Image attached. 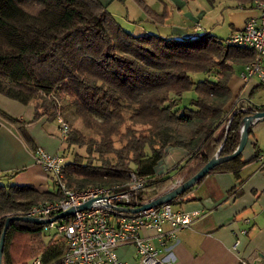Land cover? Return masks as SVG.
Here are the masks:
<instances>
[{"label":"trees","instance_id":"16d2710c","mask_svg":"<svg viewBox=\"0 0 264 264\" xmlns=\"http://www.w3.org/2000/svg\"><path fill=\"white\" fill-rule=\"evenodd\" d=\"M134 1L156 21L166 16L155 13L145 0ZM223 39L209 32L186 37L133 34L99 0H0V92L24 104L32 102L34 118H57L66 100L82 124L95 132L97 137H88L69 128L66 146L85 144L87 153H98L101 164L74 154L63 167L68 186L124 182L130 171L145 175L147 185L154 183L161 180L154 166L167 145L187 150L172 174L179 184L210 158L205 146L216 134L221 135L218 155L230 154L239 142L243 115L264 109L249 102L226 107L235 64L250 61L255 51ZM194 73L203 76L195 79ZM190 90L195 95L184 97ZM0 116L32 143L23 121L2 110ZM113 136L121 141L119 147ZM254 148L257 157L256 143ZM106 153H112L110 159ZM242 164L238 153L206 174L227 170L237 175ZM61 196L54 189L0 182V235L9 215H23L32 204ZM40 231L39 223L11 220L2 264H27L26 256L38 255L43 263H56L64 242L49 237L43 243Z\"/></svg>","mask_w":264,"mask_h":264},{"label":"crops","instance_id":"0c3cea01","mask_svg":"<svg viewBox=\"0 0 264 264\" xmlns=\"http://www.w3.org/2000/svg\"><path fill=\"white\" fill-rule=\"evenodd\" d=\"M99 1L109 11L121 4L127 14L119 23L133 34L186 37L209 32L224 38L241 29L247 18L259 14L253 1L207 0L203 5L199 0H145L155 13H166L161 21H156L134 0ZM222 25L226 27L224 34L218 31ZM243 64H235L229 78L232 96L226 104L228 109L247 102L264 105V86L255 77L247 81L240 78L238 72ZM11 99L0 98V110L23 121L22 127L32 143L25 140L17 125L0 116V182L29 184L39 191L53 190L47 173L36 162L34 148L41 146L50 153L65 155L69 147L60 137L58 121L46 114L34 118L32 102L24 104ZM249 129L240 152L243 164L237 175L227 170L213 171L172 201L181 210H198L167 248L173 264H264V118L253 120ZM220 141L218 133L205 146L206 152L213 155ZM254 143L258 147L257 157H253ZM186 156L183 147L164 148L162 158L154 166V174L164 185L158 193L151 191L148 196L157 197L177 185L172 174ZM117 253L130 264L138 262L130 244L119 245ZM51 263L54 261L44 264Z\"/></svg>","mask_w":264,"mask_h":264},{"label":"built area","instance_id":"2783aa9c","mask_svg":"<svg viewBox=\"0 0 264 264\" xmlns=\"http://www.w3.org/2000/svg\"><path fill=\"white\" fill-rule=\"evenodd\" d=\"M253 4L259 14L247 18L242 28L232 31L223 42L253 48L254 57L243 64L238 74L244 81L255 77L264 86V1L253 0ZM57 121L60 137L65 140L69 124L61 117ZM34 155L47 173L52 188L62 194L58 199L32 204L23 214L45 219L41 223L42 230L54 239L63 240V251L57 262L51 264H130L117 253V247L122 244L133 247L137 264H173L167 248L198 210L184 211L171 201L132 210L147 202L140 197L147 185L145 175L130 171L124 182L87 184L76 189L64 180L66 157L62 153H50L36 146ZM87 201L88 207L77 208ZM71 207L74 208L72 214L49 220ZM31 264L44 263L38 255Z\"/></svg>","mask_w":264,"mask_h":264},{"label":"water","instance_id":"95a60500","mask_svg":"<svg viewBox=\"0 0 264 264\" xmlns=\"http://www.w3.org/2000/svg\"><path fill=\"white\" fill-rule=\"evenodd\" d=\"M262 118H264V109L246 112L243 115L241 122H240V126H242V127H241L239 142H238L237 146L235 147V149L230 154H228L226 156H219L218 155L219 148H220V146H219L217 151L213 155H211L210 158L205 163H203L193 174H191L185 180H183L179 184L175 185L173 188L167 190L166 192L160 194L159 196L153 198L152 200H149L148 202H144L138 207L132 208V210L143 209V208H147L150 206H155L157 204H161L163 202H169L176 195H178L182 191L186 190L189 186L195 184L196 181L199 180L202 176H204L207 173V171L210 170L215 164H217L221 160L233 157V156L237 155L238 153H240L242 148L244 147V145L246 143L250 124L252 123L253 120H258V119H262ZM88 205H89V201L78 205L77 208L78 209L86 208V207H88ZM125 209H129V208H125ZM73 212H74V208L71 207L65 211H61V212L56 213L55 215L50 217L49 220L54 219L56 217L64 216L66 214H72ZM13 219L23 220V221H28V222H34V223H39V224L46 221L45 219H39V218L34 217V216L16 215V214L9 215L6 218L3 230H2L1 235H0V264H2L1 256H2V247H3L5 229L8 225V223Z\"/></svg>","mask_w":264,"mask_h":264},{"label":"rangeland","instance_id":"374dc122","mask_svg":"<svg viewBox=\"0 0 264 264\" xmlns=\"http://www.w3.org/2000/svg\"><path fill=\"white\" fill-rule=\"evenodd\" d=\"M201 4H207V0H199ZM120 4V3H119ZM137 4V3H136ZM111 11V14L114 16V18L119 22L120 20L123 21L126 19V14L127 12H125L124 7L120 4L118 5V8L116 10H112V8H109ZM142 9V8H141ZM120 21V22H121ZM220 34H224L226 32V27L225 25H222V27L220 28V30H218ZM195 75H193V77L196 78H200L203 75L200 73H194ZM194 92L193 90L191 91H187L186 93L183 94L184 97L186 96H194ZM0 98L2 99H6V100H12L10 97L2 94L0 92ZM61 103L63 104L61 107V112L58 113L61 117V119H64L68 124H69V128L71 126L78 128L79 130H81V132L83 134H85L86 136H93V137H97V135L95 134V132L90 129V128H86L82 122L81 119L79 118V116H77L74 111H73V107L67 105L66 100L61 101ZM127 115V114H126ZM58 117L56 119H58ZM131 121L130 118H127L126 123H129ZM137 126V125H135ZM124 124L121 126V129L123 130ZM137 128H139V126H137ZM113 144L116 147H119L121 144V141L118 139V136H113ZM146 152H149L148 147H145ZM74 154H78L83 161L85 160H89L91 161L92 164H96L99 165L101 164L100 159L98 158V153L92 151L91 153H87L86 152V146L85 144H72L69 146V149L65 151V156L67 157V161L71 160V158L73 157ZM112 153H106L104 154V156H106L107 158H111ZM132 165V163H130ZM164 185V181L163 180H158L154 183H149V185H146V188L144 190H142L140 192V197L143 198L144 201H149V199H153L152 196H148L147 193L151 192V191H155V193H158V189H162ZM166 187V186H165ZM157 191V192H156ZM40 236L41 239L43 241V243H46L48 238H49V234H47L46 232H44L43 230L40 231ZM26 261L27 264H31V261L33 259V257L31 256H26Z\"/></svg>","mask_w":264,"mask_h":264}]
</instances>
